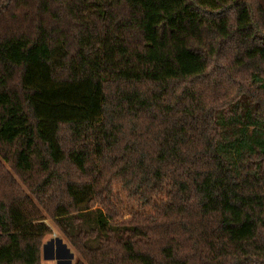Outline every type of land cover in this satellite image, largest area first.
I'll return each instance as SVG.
<instances>
[{"label":"trees","instance_id":"obj_1","mask_svg":"<svg viewBox=\"0 0 264 264\" xmlns=\"http://www.w3.org/2000/svg\"><path fill=\"white\" fill-rule=\"evenodd\" d=\"M264 264V0H0V264Z\"/></svg>","mask_w":264,"mask_h":264},{"label":"rangeland","instance_id":"obj_2","mask_svg":"<svg viewBox=\"0 0 264 264\" xmlns=\"http://www.w3.org/2000/svg\"><path fill=\"white\" fill-rule=\"evenodd\" d=\"M52 232L45 238L42 264H76L79 259L75 249L51 220H46Z\"/></svg>","mask_w":264,"mask_h":264}]
</instances>
